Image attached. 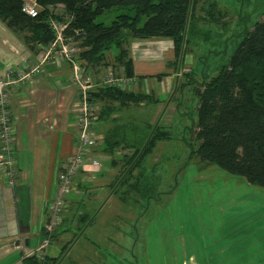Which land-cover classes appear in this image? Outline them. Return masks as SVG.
I'll use <instances>...</instances> for the list:
<instances>
[{
    "label": "trees",
    "instance_id": "16d2710c",
    "mask_svg": "<svg viewBox=\"0 0 264 264\" xmlns=\"http://www.w3.org/2000/svg\"><path fill=\"white\" fill-rule=\"evenodd\" d=\"M200 1L37 0L42 9L31 17L22 11V0H0V19L8 27L24 32L27 41L45 46L56 37L49 22L51 16L63 21L64 37L79 41L78 57L93 69L106 62L108 52L114 48L113 67L115 70L121 67L125 77L134 76L131 38H171L174 59L167 66L184 77L181 82L176 77L173 91L182 96L190 89L195 96L191 97L194 104L189 103L187 111L175 116L184 117L182 141L190 149V155L264 187V0H235V7L248 10H237L238 20L233 27L224 20L226 13L216 7L215 0L206 1V7L201 8L203 14L198 10ZM56 5L63 7L62 14L52 12ZM106 11L117 13L109 24L97 21ZM191 48L200 53L184 69ZM99 83L88 90L92 102H102L96 121L105 120L126 104L159 103L157 98L141 91ZM179 100L177 108L182 103ZM193 109L195 118L190 116ZM133 119L137 123L115 126L106 136L112 152L118 148L132 149L122 155L126 168L112 188L117 193L126 185L141 198L158 199L162 192L155 193L156 184L149 179L145 162L158 142L173 136L169 126L158 119L153 123L148 118ZM43 232L45 237L44 229ZM28 261L55 264L48 256L40 261L31 255Z\"/></svg>",
    "mask_w": 264,
    "mask_h": 264
},
{
    "label": "crops",
    "instance_id": "0c3cea01",
    "mask_svg": "<svg viewBox=\"0 0 264 264\" xmlns=\"http://www.w3.org/2000/svg\"><path fill=\"white\" fill-rule=\"evenodd\" d=\"M46 54L47 59L41 62ZM130 54L134 76L125 87L152 95L159 103L126 104L105 120L95 121L93 131L97 144L90 151V157L99 164L85 165L76 177L75 190L66 197L63 221L51 243L67 240L60 255L50 257L46 253L55 264H64V259L60 260L62 254L78 242L77 234H72L71 230L81 225H94L99 212L115 197L112 185L126 168L122 155L132 149L118 148L112 152L106 136L115 126L137 123L133 118L151 121L168 116L177 77V73L167 66V62L174 59L173 40L167 37L131 38ZM112 55L111 62L114 63V53ZM21 63L39 65V71L33 74L31 82L10 85L8 90L16 137L17 173L11 187L4 184L0 174V264H32L28 258L44 238L43 226L48 219L46 201L54 193V182L66 158L75 150L78 130L75 109L79 95L72 79L71 64L63 58L56 59L53 50L47 53V47L27 41L24 32L8 27L0 19V76H6ZM108 63L93 67V84L101 80L98 71L101 67L111 68ZM118 70L123 74L121 67ZM160 73L165 75L158 78L156 75ZM96 103L100 108L102 102ZM115 105L119 106V103ZM109 241L113 239L109 238ZM85 248L84 245L80 249ZM80 259L87 261L85 255Z\"/></svg>",
    "mask_w": 264,
    "mask_h": 264
},
{
    "label": "rangeland",
    "instance_id": "374dc122",
    "mask_svg": "<svg viewBox=\"0 0 264 264\" xmlns=\"http://www.w3.org/2000/svg\"><path fill=\"white\" fill-rule=\"evenodd\" d=\"M206 1L201 0L198 5L201 14ZM215 1L232 27L238 20L237 10H248L235 7V0ZM52 12L62 14L63 7L56 5ZM116 13L106 11L97 21L109 24ZM68 42L79 50L78 40ZM111 52L115 55L113 48L105 59L110 62L111 71L101 67L100 82L110 72L123 75L114 70ZM199 53L190 49L184 69L193 64ZM177 76L178 82L184 80L181 73ZM172 94L168 116L158 118V122L169 126L173 137L158 142L145 162L149 179L156 184L155 193L162 194L149 200L139 197L126 185L120 187L99 212L94 225L71 230L77 234L78 242L62 254L60 260L64 259V264H264V187L190 155V149L182 141L184 117L175 116L177 112L187 111L188 104L193 103L191 97L195 96L190 89L182 96L177 90ZM179 99L182 103L177 108ZM190 116L196 117L194 109ZM168 190L172 192L166 194ZM65 241L50 243L46 253L50 257L60 255ZM83 244L88 249L81 250ZM84 255L85 262L80 259Z\"/></svg>",
    "mask_w": 264,
    "mask_h": 264
},
{
    "label": "built area",
    "instance_id": "2783aa9c",
    "mask_svg": "<svg viewBox=\"0 0 264 264\" xmlns=\"http://www.w3.org/2000/svg\"><path fill=\"white\" fill-rule=\"evenodd\" d=\"M41 9L37 0H22V11L28 16H37ZM49 22L55 31V40L47 46L39 45L47 47V53L53 50L56 59L63 58L71 64L72 79L79 95L75 109L78 130L75 137V150L66 158L63 168L59 171L54 182V193L46 201L48 219L44 223L43 229L47 235L32 252V255H35L40 261L45 260L46 250L52 241V232L63 221L67 206L66 197L75 190L77 175L88 163L99 164L98 160L90 157V151L97 144V137L93 131L97 104L88 97V90L95 85L91 79L92 68L85 59L78 57L76 47L64 37L63 30L66 23L53 18H50ZM47 57L46 54L41 62ZM37 71H39V65L30 66L21 63L6 76H0V174L4 184L10 187L15 184L17 150L13 120L9 110L8 90L10 85L31 82L33 74ZM131 81V77L115 76L110 72L108 78L98 85L125 87Z\"/></svg>",
    "mask_w": 264,
    "mask_h": 264
}]
</instances>
